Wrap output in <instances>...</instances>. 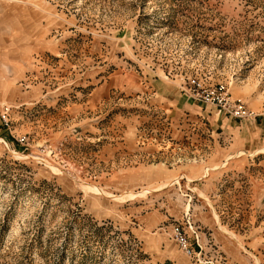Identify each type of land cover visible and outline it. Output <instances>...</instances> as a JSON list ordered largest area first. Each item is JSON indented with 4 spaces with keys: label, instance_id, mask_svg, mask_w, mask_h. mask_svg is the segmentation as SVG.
Instances as JSON below:
<instances>
[{
    "label": "rangeland",
    "instance_id": "obj_1",
    "mask_svg": "<svg viewBox=\"0 0 264 264\" xmlns=\"http://www.w3.org/2000/svg\"><path fill=\"white\" fill-rule=\"evenodd\" d=\"M0 106V264H264V0H0Z\"/></svg>",
    "mask_w": 264,
    "mask_h": 264
},
{
    "label": "built area",
    "instance_id": "obj_2",
    "mask_svg": "<svg viewBox=\"0 0 264 264\" xmlns=\"http://www.w3.org/2000/svg\"><path fill=\"white\" fill-rule=\"evenodd\" d=\"M189 84V93H191L193 97L199 101H202L205 104L215 105L222 111H225L234 117H243L247 115L242 105L229 101L227 98V93L223 87H219L216 90L207 91L205 90L204 85L196 82L195 80L190 81ZM9 113L10 111L8 107L0 106V121L3 125L8 124ZM187 226L188 227L186 228V226L179 224L174 225L171 231V239L182 253L188 257H194V248H199V251H201L197 234L198 228H193L189 222H187ZM186 230H188L191 235H193V243H191L189 233Z\"/></svg>",
    "mask_w": 264,
    "mask_h": 264
},
{
    "label": "crops",
    "instance_id": "obj_3",
    "mask_svg": "<svg viewBox=\"0 0 264 264\" xmlns=\"http://www.w3.org/2000/svg\"><path fill=\"white\" fill-rule=\"evenodd\" d=\"M170 96V95H169ZM173 96V95H172ZM171 96V97H172ZM175 96V95H174ZM174 96H173V98H174ZM171 97H169V100L171 99ZM155 219H150L149 221H147V224H146V228L147 229H152L153 228V224L155 223ZM160 240H155V241H153V243L155 244V245H158V243L160 244V242H159ZM172 255H174V254H172ZM166 260H171V258H170V256H167L166 257Z\"/></svg>",
    "mask_w": 264,
    "mask_h": 264
},
{
    "label": "bare ground",
    "instance_id": "obj_4",
    "mask_svg": "<svg viewBox=\"0 0 264 264\" xmlns=\"http://www.w3.org/2000/svg\"><path fill=\"white\" fill-rule=\"evenodd\" d=\"M53 153H54V157H57V156H56V152H53ZM144 192H147V191H144ZM144 192H142V193H144Z\"/></svg>",
    "mask_w": 264,
    "mask_h": 264
}]
</instances>
